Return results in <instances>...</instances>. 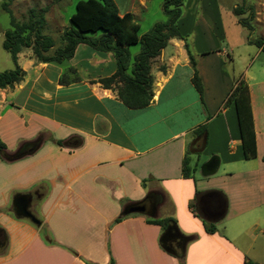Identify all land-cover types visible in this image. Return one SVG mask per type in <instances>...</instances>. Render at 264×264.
Here are the masks:
<instances>
[{
	"label": "crops",
	"instance_id": "obj_1",
	"mask_svg": "<svg viewBox=\"0 0 264 264\" xmlns=\"http://www.w3.org/2000/svg\"><path fill=\"white\" fill-rule=\"evenodd\" d=\"M114 1L141 29L150 0ZM211 17L222 21L218 38L225 48L208 45L215 39ZM178 24L184 37L171 38L154 60V97L143 108H129L116 86L99 82L117 69L112 52L81 43L61 64L19 53L24 78L0 88V138L7 145L0 156V264H264V237L256 240L264 235L257 231L264 222V51L248 41L235 13H183ZM263 30L253 24L251 32ZM69 67L76 69L70 79L78 80L62 84ZM241 78L254 116L252 159L243 156L234 104L225 106ZM21 151L27 153L16 157ZM213 156L217 170L205 175L202 166ZM20 194L40 224L17 213ZM150 195L158 197L152 212L124 214ZM167 218L166 226L153 222ZM170 222L185 242L177 254L162 241ZM246 225L256 232L244 250Z\"/></svg>",
	"mask_w": 264,
	"mask_h": 264
},
{
	"label": "trees",
	"instance_id": "obj_2",
	"mask_svg": "<svg viewBox=\"0 0 264 264\" xmlns=\"http://www.w3.org/2000/svg\"><path fill=\"white\" fill-rule=\"evenodd\" d=\"M244 1L240 6L233 8V13L238 16L239 23L251 32L253 29L251 21L255 13H248L243 17V14L251 10L246 7ZM183 5L184 0H164L163 9L167 14V20L157 22L148 32L141 34L140 24L135 16L130 12L121 15L114 0H79L75 12L69 18V26L63 31V44L54 48L55 39L50 34L44 33L48 5L41 9L33 7L28 19L20 21L10 8L9 1H4L2 6L10 15V26L4 32L3 46L11 54L15 67L0 72V88L13 87L24 78L25 71L18 63V55L24 48H32L36 61L61 64L74 56L79 44L85 43L94 49L112 52L115 56L116 71L111 76L100 78L99 82L105 87L116 86L119 99L129 108L146 107L154 97L152 74L154 60L162 53L171 38L184 37L178 24L183 14ZM248 41L264 51L263 37L249 36ZM138 43L141 44V49L132 58L129 47ZM186 46L194 69L192 82L202 96L203 83L197 70L196 60L187 44ZM161 69H165L164 65ZM75 72L74 67H69L60 78V82L67 84L69 81L78 80V77L70 79ZM231 103L234 104L238 117L243 156L245 159L255 158L257 144L251 94L244 78L237 81L225 101V106ZM204 130L205 125L201 126L200 131ZM6 149L7 145L0 138V156H3ZM18 154L19 152L16 155ZM183 171L186 176L189 175L187 159L183 161ZM169 220L171 219L153 220V222L166 226ZM207 229L209 232H214L215 226L211 224ZM245 261L246 264H258L249 259ZM111 264H115L114 259L111 260Z\"/></svg>",
	"mask_w": 264,
	"mask_h": 264
},
{
	"label": "rangeland",
	"instance_id": "obj_3",
	"mask_svg": "<svg viewBox=\"0 0 264 264\" xmlns=\"http://www.w3.org/2000/svg\"><path fill=\"white\" fill-rule=\"evenodd\" d=\"M4 1H9L10 8L12 9L15 17L20 20L24 21L27 20L30 15V10L35 7L37 9H41L42 7L48 5L49 9L46 13L47 17V25L44 29V33L50 34L56 41L55 47L61 46L63 44L62 35L63 31L66 27L69 26V18L76 10V4L79 0H0V72L4 70L13 69L15 64L12 60L11 54L4 48L3 42L5 40V30L10 26V15L4 10L2 3ZM244 0H210L205 1L204 3L197 2L195 0H184V5L182 6L183 13H233V8L235 6H240ZM164 0H150L149 1V9L146 13H143V18L140 21L141 29L140 32L144 33L146 30L151 28L152 24L155 22L166 21L167 14L165 13L164 9L162 8ZM246 7L248 9L247 13H255L251 24L253 25H264V0H245ZM204 4V7L202 5ZM245 15V14H244ZM243 15V17H245ZM200 17V16H199ZM199 17L195 19H199ZM202 17V16H201ZM190 18H187V20ZM211 21L212 27L211 33L215 39H211L208 42V45L214 46L218 44L219 48H225L226 43L223 41V38H218L220 28L222 27V21L218 18L213 20L214 18H209ZM259 20V22H257ZM228 22V19H227ZM258 27V26H257ZM247 31V37L251 35L252 38H260L264 37V30L260 32H250L248 28L245 30V34ZM241 37V35H235ZM244 36V34H243ZM246 36V35H245ZM257 46V45H256ZM53 48V49H54ZM141 44H135L130 47V53L136 54L140 51ZM24 52H33L32 48H24ZM238 52V51H237ZM241 52V50L239 51ZM259 60L261 63H264V52L261 54ZM225 62L227 67H233V63L231 62L230 56L226 53L225 55ZM19 63V62H18ZM235 65V63H234ZM260 63H256L255 69L258 68ZM254 71H257L255 70ZM258 76H260L259 72H256ZM199 171V168H198ZM199 175V174H198ZM229 224V223H228ZM232 228V226L230 227ZM243 229V228H242ZM246 231V234L244 231ZM240 231V236L242 237L241 241L244 243L240 244L242 249H247L248 243H251L250 240L255 236L256 227L249 225L244 226V229ZM264 230V222L259 226L257 231ZM237 231V230H236ZM260 235L262 237H257V242L263 243L264 235L260 231ZM263 248L259 246L257 243V249ZM244 249V250H245ZM251 260V259H249ZM252 261V260H251Z\"/></svg>",
	"mask_w": 264,
	"mask_h": 264
},
{
	"label": "water",
	"instance_id": "obj_4",
	"mask_svg": "<svg viewBox=\"0 0 264 264\" xmlns=\"http://www.w3.org/2000/svg\"><path fill=\"white\" fill-rule=\"evenodd\" d=\"M31 151H33V149L30 150L29 152ZM25 153L27 152L21 151L19 152L18 155L15 156L19 157L20 155H23ZM218 165H219V157L213 156L211 159H209V161L203 164L202 171L205 175H209L217 170ZM14 204L17 208V213L20 216H24L31 219V221L34 222L35 224H40V220L30 209V199L27 197V195L24 194L17 195L15 197ZM132 212H146V209L141 203H133L124 210V214H129ZM177 233L179 235V231L176 224L170 222L162 237V241L165 249L175 254L179 253L176 250V248L183 250L185 243L184 241L181 240V235L178 236Z\"/></svg>",
	"mask_w": 264,
	"mask_h": 264
},
{
	"label": "flooded vegetation",
	"instance_id": "obj_5",
	"mask_svg": "<svg viewBox=\"0 0 264 264\" xmlns=\"http://www.w3.org/2000/svg\"><path fill=\"white\" fill-rule=\"evenodd\" d=\"M158 202V197L156 195H150L145 201H143L141 204L145 207L147 212H152V206L153 204H156Z\"/></svg>",
	"mask_w": 264,
	"mask_h": 264
}]
</instances>
